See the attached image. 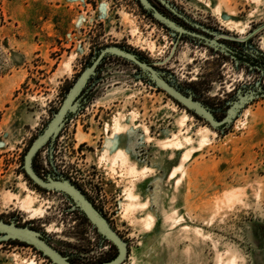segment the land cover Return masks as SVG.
Wrapping results in <instances>:
<instances>
[{
	"label": "rangeland",
	"instance_id": "1",
	"mask_svg": "<svg viewBox=\"0 0 264 264\" xmlns=\"http://www.w3.org/2000/svg\"><path fill=\"white\" fill-rule=\"evenodd\" d=\"M172 1L234 34L264 25V0ZM166 35L136 0H0V218L32 223L77 263L117 253L62 194L32 183L22 167L24 155L97 50L116 44L163 57L172 45ZM254 41L264 48V28ZM195 49L190 54L189 45L181 46L171 65L182 85L195 88L222 116L229 86L240 74L234 76L222 57L217 72L216 62ZM134 71L129 62L107 60L100 93L64 128L56 166L78 169L73 175L128 240L124 264H221L220 255L223 264L235 256L237 264H264V98L250 103L222 133L164 91L135 79ZM206 76L217 95L203 91ZM118 116L127 129L111 140ZM179 133L192 143L183 141L181 149L162 145ZM74 142L89 143L85 153L77 154ZM106 146L123 148L137 168H150L134 187L147 207L126 211L125 190L133 178L121 165L111 167ZM45 151L38 152L36 164L47 169ZM187 152L185 166L172 176ZM148 214L155 217L151 226L142 219ZM31 260L52 264L29 244L0 242V264Z\"/></svg>",
	"mask_w": 264,
	"mask_h": 264
},
{
	"label": "water",
	"instance_id": "2",
	"mask_svg": "<svg viewBox=\"0 0 264 264\" xmlns=\"http://www.w3.org/2000/svg\"><path fill=\"white\" fill-rule=\"evenodd\" d=\"M136 1L146 10V14H151L156 20L164 22L171 29L183 30L175 21L164 16L150 0ZM262 28H264V25H261L257 31ZM257 31L252 33L254 34ZM110 54L120 56L137 65L140 70L134 74V77L143 79L144 76H147L146 80L149 85L164 90L175 102L203 119L215 130H219L222 124H230L238 114L239 109L252 98L240 96L239 100L229 101L230 107L225 111V115L219 118V109L211 106L191 88L183 86L179 78L169 80L164 78L157 68L149 62L139 59L132 50L116 44H109L100 49L99 55L94 58V62L79 74L75 82L65 92L60 106L52 111V117L33 139L24 155L22 166L25 174L34 185L49 191L62 193L71 204V211L78 210L85 215L92 227L101 235L102 243L108 241L117 247V254L112 259L90 264H124L129 256L128 240L120 234L108 218L70 178L63 175H42L36 168L35 159L38 152L43 147L48 146L49 161L55 167V141L66 123L72 118L71 116L81 112L82 91L91 77L95 75L96 68L102 59ZM220 131L224 133L225 129H220ZM9 241H19L33 246L50 259L52 264H84L74 262L69 254L64 253L54 245L48 234L44 233L42 229L34 227L32 223L21 224L17 220L6 221L0 218V242Z\"/></svg>",
	"mask_w": 264,
	"mask_h": 264
},
{
	"label": "flooded vegetation",
	"instance_id": "3",
	"mask_svg": "<svg viewBox=\"0 0 264 264\" xmlns=\"http://www.w3.org/2000/svg\"><path fill=\"white\" fill-rule=\"evenodd\" d=\"M150 1L164 16L175 21L179 26L183 28L182 31L177 30V29H171L164 22L156 20L151 14H147V16L150 17V19L154 20L156 23L164 27V29L167 31L168 35H166V37L170 38L171 43H172L171 48L168 51V54H166L163 57H158V56L154 57L152 56V53L148 54V52L147 53L140 52L139 50H135L130 47H126L124 45H120V46H123V47H126L127 49L132 50L139 59H141L142 61H147L150 64H152L155 68H157L161 72L162 76L166 78L167 80L178 78V74H177L178 72L177 70L173 68V66L171 65V62L175 58L176 54L180 52L181 46L186 48L187 45H189L191 48L190 54L192 53L196 54L195 48H201V50L203 49L205 52L203 57H205V59H208L209 61H212L214 63L216 62V65L218 66L217 72H219L221 57L225 59L227 58L232 64V69L234 70V73H233L234 76L240 74V78L238 80L237 78H235L233 82H231V85L229 86V90H228L229 95L226 96V98L228 99L225 101V106H224L225 109L223 110V115L219 116V113H218V117L222 118L225 115V111L231 105V104H228L229 101L231 102V101L239 100L240 96L252 97L250 98V100H248L244 104V106H242L239 109V112L236 115V117L233 119V121L230 124H227V123L222 124L219 130L220 129L226 130L230 128L250 103H252L253 101L257 99L264 98V48L254 41V37L258 31L254 34L252 32H248L247 34H245V37L242 38L240 37V35L237 34V32H235L234 34L233 32H229L228 30L222 28L221 26H218L217 24H213L211 22L200 20L196 16L181 9L172 0H150ZM139 5L141 6L142 10L146 13V10L142 7V5L140 3ZM100 49L97 50V52L92 57L90 62L86 65V67L88 65H91L94 62V58L99 55ZM111 58H119L125 62L131 63V65L135 67L134 74L140 70V68L137 65L133 64L129 60L124 59L120 56L112 55V54L105 56L102 59V61L99 63V65L97 66L95 75L91 77V79L88 81L87 85L84 87L82 91L83 98L81 101L82 102L81 111H83L88 106V104L95 98V96L100 93V90L98 88H99L100 80L102 79L101 75L103 72V68L107 63V60H110ZM194 59H197V57L193 58L192 60ZM209 64L211 63L208 62L207 65ZM188 68H190V66H188ZM187 72L188 74H192L191 70L190 71L187 70ZM244 75H247V77L246 76L244 77ZM134 78L137 79L136 77ZM147 78H148L147 76H144L143 79H138V80H144L145 82H147L146 80ZM186 78L187 79L191 78L189 81L194 79V77L190 75H187ZM203 80H206V83H205L206 89L204 88L203 91L211 95H217L218 93H212L210 90L211 85L213 83V82H210V77L206 76L203 78ZM235 81L237 82L235 83ZM223 82H226V81H223ZM223 86L226 87L227 84L224 83ZM157 89L162 90L160 88H157ZM191 89L201 98H203V96L200 93H198L197 90H195V88H191ZM78 114L72 115L71 116L72 118L66 123L64 128H66V126L70 123V121ZM64 128L61 131L62 133L60 132V134L58 135L55 141L54 156L56 153L58 155V153L61 152V150L60 149L57 150V148H58L61 138L63 137ZM87 145H89V143H87L86 145H82V146H76V142H74L73 149H75L77 154H81V153L83 154L85 153V148L87 147ZM42 150H46L45 152L47 153V157H46L47 161H45L44 164L49 162L50 167L47 169L38 167L36 164V159H35V165H36L37 170L44 176L63 175L65 177L70 178L72 182H74L79 188L82 189V191L88 196V198L108 218V220L112 224V221L110 220V218L104 213L102 208L98 205L96 200L93 198L92 194H90V189L87 188L85 184L83 185L81 183V179L78 176L77 177L74 176L75 174H77V172H79L78 169L75 170L76 167L71 166V165L67 166V168H65L66 165L64 166L59 165L60 167L59 168L56 166V163L54 167L49 161L48 146L43 147L40 150V152ZM57 157L58 156L54 158H57ZM60 161L61 160H59L58 162ZM74 211H77L79 214H81L82 217L89 224H91L85 215L80 213L78 210H74ZM4 220L11 221L8 219H4ZM13 220H16V218ZM97 234L100 236L101 241H102L101 235L98 232ZM111 245L117 249V247L114 244L111 243ZM113 257L107 258V260L112 259Z\"/></svg>",
	"mask_w": 264,
	"mask_h": 264
},
{
	"label": "bare ground",
	"instance_id": "4",
	"mask_svg": "<svg viewBox=\"0 0 264 264\" xmlns=\"http://www.w3.org/2000/svg\"><path fill=\"white\" fill-rule=\"evenodd\" d=\"M68 67H70V66H68ZM114 120H115L114 121V132H113V134H111L109 136V139H111V140H114L116 136H118L122 131L127 129L125 127V124L122 123L121 120L119 119V116L116 117ZM202 128L205 130H208V131H212L207 126H204ZM204 139H205V137L203 138V141H204ZM183 141L188 142V143H192L193 139L190 136H183L182 133H179V134H176L172 139L170 138L165 142L162 141L163 142L162 145L166 146L167 148L173 147L175 149H181L182 147H184L183 145L185 144ZM188 154H190V153L187 152L185 154V156L183 158V162L174 170L173 173H171L172 176H174L176 174L178 169L185 166L184 162L187 159V157L189 156ZM104 157H106L107 159H109L111 161V167L112 168H114L116 165H121V167L124 168L125 172L128 173V175L130 174L133 178L131 186H128L125 190V196H126V200H127V203L125 204L126 211L129 213V212L134 211L138 208L147 207L149 202H142L140 199V195L138 193L134 192V187H135L136 181L142 180L146 176V174L150 168L149 169H148V167H143L141 169L137 168L136 163L134 161H131V159L128 155V152L123 148H117L116 150H112L111 147L106 146L104 148ZM190 157H191V155H190ZM232 196H236V194L232 195ZM30 197H32V195ZM32 198H30V200H29V202L31 201V203H33ZM38 208H37V210H38ZM142 219H143V222L147 226H151L155 222V217L152 214H148L146 217H144ZM237 259H238L237 256H235L227 264H237ZM219 260H220V263L223 264V258L221 255H220ZM23 264H25V263H23ZM26 264H37V262H35L34 260L33 261L31 260V261H27ZM133 264H135V263H133Z\"/></svg>",
	"mask_w": 264,
	"mask_h": 264
},
{
	"label": "trees",
	"instance_id": "5",
	"mask_svg": "<svg viewBox=\"0 0 264 264\" xmlns=\"http://www.w3.org/2000/svg\"><path fill=\"white\" fill-rule=\"evenodd\" d=\"M239 35H240V37H242V38H244L245 37V34H247V31L245 32V33H240V32H237ZM170 98V97H169ZM172 99V98H171ZM173 100V99H172ZM174 101V100H173ZM175 102V101H174ZM176 103V102H175ZM177 104V103H176ZM183 109H185V108H183ZM186 110V109H185ZM187 111V110H186ZM188 112V111H187ZM189 113V112H188ZM190 115H192L193 117H195L193 114H191V113H189ZM204 125H208L209 126V124H204ZM210 127V126H209ZM212 128V127H211ZM213 129V128H212ZM215 130V129H214ZM35 186H37V185H35ZM37 187H39V186H37Z\"/></svg>",
	"mask_w": 264,
	"mask_h": 264
}]
</instances>
